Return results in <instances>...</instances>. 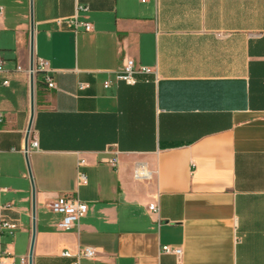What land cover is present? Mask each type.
I'll use <instances>...</instances> for the list:
<instances>
[{
	"label": "crops",
	"instance_id": "1",
	"mask_svg": "<svg viewBox=\"0 0 264 264\" xmlns=\"http://www.w3.org/2000/svg\"><path fill=\"white\" fill-rule=\"evenodd\" d=\"M0 7V205L19 224L0 254L28 258L34 223L31 264L82 247L79 264H264V0ZM74 15L92 29L55 22ZM31 57L54 87L33 74L25 149ZM126 59L149 69L132 85ZM61 196L88 207L67 230L49 207Z\"/></svg>",
	"mask_w": 264,
	"mask_h": 264
},
{
	"label": "built area",
	"instance_id": "2",
	"mask_svg": "<svg viewBox=\"0 0 264 264\" xmlns=\"http://www.w3.org/2000/svg\"><path fill=\"white\" fill-rule=\"evenodd\" d=\"M86 7L82 5H77L76 10H85ZM1 12V7H0ZM57 25H65L68 28L76 31L79 26H82L84 30L88 31L92 29V25L90 22H81L78 21L76 15L68 18H59L55 20ZM2 64V60L0 58V66ZM46 62L39 60L34 64L33 71L34 73L41 72L45 69ZM149 69L147 67L136 66L132 59H126L124 61L123 67L120 71L119 78L124 81L126 84L132 85L134 84L136 73H148ZM44 80L47 83L48 87H54V83L50 77L47 75L44 76ZM3 85H7V81H2ZM104 86L108 87L109 82L105 81ZM2 113L0 112V125L2 121ZM1 131V128H0ZM31 145L33 147H37V142L32 141ZM115 159L111 160V163H114ZM81 163V161H80ZM87 181V177L85 173L81 170H77L76 172V183L77 185H83ZM50 209L60 215V221L58 222V227L62 230L70 229L72 226L76 225L79 220L86 214L88 207L85 202L81 201L76 196H61L56 198L49 205ZM9 205H0V229H5L8 232H13L19 227V224L15 220H10L6 218L3 214L4 209H8ZM148 209L151 211H156V206L154 204H150ZM162 253H172L176 257H179L181 254V249L178 247H171L168 245L161 246ZM62 256L70 257L74 256V261L72 264H79V260L82 257H93L94 249L92 247H82L75 254H71L67 250H63L61 252ZM0 264H28L27 256H20L18 262L13 261L10 257L0 254Z\"/></svg>",
	"mask_w": 264,
	"mask_h": 264
},
{
	"label": "water",
	"instance_id": "3",
	"mask_svg": "<svg viewBox=\"0 0 264 264\" xmlns=\"http://www.w3.org/2000/svg\"><path fill=\"white\" fill-rule=\"evenodd\" d=\"M33 62H32V57L30 59V115H29V121L27 124L26 128V133H25V149H27L28 146V139L30 135V129H31V123H32V117L34 113V102H33ZM34 206V203H33ZM32 212L34 213V208H32ZM33 237H34V223L32 224V238H31V245L30 249L28 252V262L31 264V254H32V243H33Z\"/></svg>",
	"mask_w": 264,
	"mask_h": 264
},
{
	"label": "trees",
	"instance_id": "4",
	"mask_svg": "<svg viewBox=\"0 0 264 264\" xmlns=\"http://www.w3.org/2000/svg\"><path fill=\"white\" fill-rule=\"evenodd\" d=\"M44 82H45L44 77L41 76L40 72H37L36 73V83H37V85L39 86V85L43 84Z\"/></svg>",
	"mask_w": 264,
	"mask_h": 264
}]
</instances>
